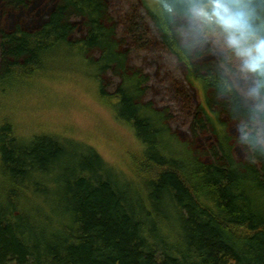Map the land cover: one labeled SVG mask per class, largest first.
I'll list each match as a JSON object with an SVG mask.
<instances>
[{"label":"trees","instance_id":"trees-1","mask_svg":"<svg viewBox=\"0 0 264 264\" xmlns=\"http://www.w3.org/2000/svg\"><path fill=\"white\" fill-rule=\"evenodd\" d=\"M231 3L264 37V0ZM207 4L0 0V111L75 62L134 140L113 166L0 118V264H264V74Z\"/></svg>","mask_w":264,"mask_h":264},{"label":"rangeland","instance_id":"rangeland-1","mask_svg":"<svg viewBox=\"0 0 264 264\" xmlns=\"http://www.w3.org/2000/svg\"><path fill=\"white\" fill-rule=\"evenodd\" d=\"M72 63L57 66L23 95L6 99L0 118L10 119L21 136L42 133L79 141L95 148L110 165L119 166L133 137L114 122L110 105L98 99L91 72Z\"/></svg>","mask_w":264,"mask_h":264},{"label":"clouds","instance_id":"clouds-1","mask_svg":"<svg viewBox=\"0 0 264 264\" xmlns=\"http://www.w3.org/2000/svg\"><path fill=\"white\" fill-rule=\"evenodd\" d=\"M199 14L212 22L215 32L222 34L225 46L246 61L248 71L264 74V37L252 35L245 29L231 0H208Z\"/></svg>","mask_w":264,"mask_h":264}]
</instances>
